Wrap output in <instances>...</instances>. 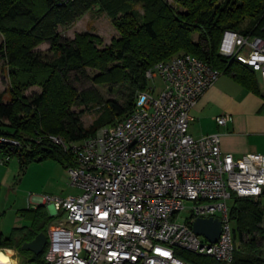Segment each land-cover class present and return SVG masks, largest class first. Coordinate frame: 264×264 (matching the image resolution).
I'll return each instance as SVG.
<instances>
[{
  "label": "built area",
  "instance_id": "obj_1",
  "mask_svg": "<svg viewBox=\"0 0 264 264\" xmlns=\"http://www.w3.org/2000/svg\"><path fill=\"white\" fill-rule=\"evenodd\" d=\"M219 52L251 68L264 90V36L226 30ZM220 74L180 52L147 70L161 90L146 85L123 117L77 141L50 136L72 155L66 172L76 192L39 197L51 216L41 264H193L186 251L231 262L228 201L261 195L264 154L235 157L222 151L218 133L188 132L191 109ZM215 119L223 125L229 116ZM6 144L19 141L0 135ZM185 207L189 215L180 219ZM210 216L221 221L215 242L192 229L197 217Z\"/></svg>",
  "mask_w": 264,
  "mask_h": 264
},
{
  "label": "trees",
  "instance_id": "obj_2",
  "mask_svg": "<svg viewBox=\"0 0 264 264\" xmlns=\"http://www.w3.org/2000/svg\"><path fill=\"white\" fill-rule=\"evenodd\" d=\"M95 6L119 34L108 46L100 47V38L90 32L71 39L60 34V26L71 25ZM263 26L264 0H0V60L8 80L0 92V135L19 141L17 146L1 145L0 157L17 158L21 167L50 158L66 169L72 155L50 136L77 141L124 116L146 87L147 70L180 52L260 93L254 71L221 55L219 44L226 30L264 36ZM42 43L48 44L46 51L38 49ZM87 67L98 71L92 81L108 84L115 98L105 100L95 88L79 90L72 84L71 74L85 75ZM31 87L40 91L26 95ZM90 110L97 116L86 128L81 114ZM262 198L264 188L259 196L231 201L235 247L230 263L187 251L184 257L193 264H264ZM21 215L29 224L14 227L10 237L0 238V245L16 243L21 252L30 253L29 262L41 264L42 252L36 255L20 246L39 232L47 234L51 216L44 204L23 209Z\"/></svg>",
  "mask_w": 264,
  "mask_h": 264
},
{
  "label": "rangeland",
  "instance_id": "obj_3",
  "mask_svg": "<svg viewBox=\"0 0 264 264\" xmlns=\"http://www.w3.org/2000/svg\"><path fill=\"white\" fill-rule=\"evenodd\" d=\"M58 31L63 37L70 39L76 33L90 32L100 38V47L108 46L112 39L117 38L119 35L111 20L105 13L99 11L97 6L88 10L71 25L60 26ZM47 48V43H42L38 46V49L42 51H46ZM97 73V70L87 67L85 75L72 73L70 79L72 84L79 90L95 88L105 100L115 98L116 93L110 91L108 84H97L92 81V77ZM6 76V67L3 61L0 60V92H3L7 87L8 80ZM147 86H154V92L158 93L162 88V82L158 76H155L148 80ZM39 91L40 88L31 87L25 94L31 95ZM3 97L6 100L9 96L5 94ZM73 109L78 111L80 108L74 106ZM96 116V110L86 111L81 114L83 126L88 128ZM121 117L123 115L116 116L112 122L105 125L112 124ZM100 127L102 126L96 128L95 131ZM75 192L76 189L70 186L66 169L53 159L35 160L24 167L20 166L17 158H13L4 164L0 163V238L6 239L10 237L14 227L29 224L27 217L21 215V211L32 207L31 204L29 206V201L32 198L50 195L61 196ZM262 200L264 201V198ZM228 204L231 205V201H228ZM188 215V208L185 207L181 211L179 218L185 219ZM0 250L9 254L14 263L34 264L32 261L29 262L30 253L21 252L17 248L16 243L11 247L0 245Z\"/></svg>",
  "mask_w": 264,
  "mask_h": 264
},
{
  "label": "crops",
  "instance_id": "obj_4",
  "mask_svg": "<svg viewBox=\"0 0 264 264\" xmlns=\"http://www.w3.org/2000/svg\"><path fill=\"white\" fill-rule=\"evenodd\" d=\"M259 90L253 92L229 74L221 73L191 109L193 120L188 132L194 137L218 133L222 151L235 157L247 152L264 154V90ZM220 115L229 116L223 125L215 119ZM30 204H40L39 197L32 198Z\"/></svg>",
  "mask_w": 264,
  "mask_h": 264
},
{
  "label": "water",
  "instance_id": "obj_5",
  "mask_svg": "<svg viewBox=\"0 0 264 264\" xmlns=\"http://www.w3.org/2000/svg\"><path fill=\"white\" fill-rule=\"evenodd\" d=\"M221 221L217 217H197L192 222V229L196 234L205 236L210 242L217 241L221 232ZM47 241V235L44 232L37 233L31 240L24 241L20 248L30 251L34 254H40L43 251ZM0 258L7 259V256L0 251Z\"/></svg>",
  "mask_w": 264,
  "mask_h": 264
},
{
  "label": "bare ground",
  "instance_id": "obj_6",
  "mask_svg": "<svg viewBox=\"0 0 264 264\" xmlns=\"http://www.w3.org/2000/svg\"><path fill=\"white\" fill-rule=\"evenodd\" d=\"M3 253L7 256V259H1L0 258V264H11V262H12L11 256L9 254H6V252H4V251H3Z\"/></svg>",
  "mask_w": 264,
  "mask_h": 264
}]
</instances>
